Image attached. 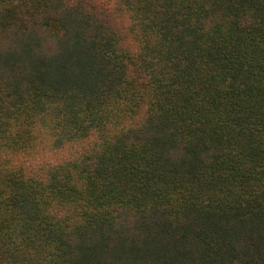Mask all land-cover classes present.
I'll use <instances>...</instances> for the list:
<instances>
[{
    "label": "trees",
    "instance_id": "1",
    "mask_svg": "<svg viewBox=\"0 0 264 264\" xmlns=\"http://www.w3.org/2000/svg\"><path fill=\"white\" fill-rule=\"evenodd\" d=\"M0 264H264V0H0Z\"/></svg>",
    "mask_w": 264,
    "mask_h": 264
}]
</instances>
